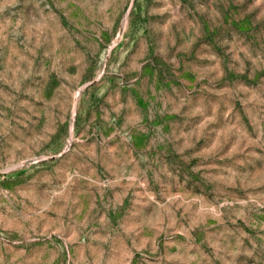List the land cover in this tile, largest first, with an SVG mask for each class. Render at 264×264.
I'll return each instance as SVG.
<instances>
[{
    "label": "rangeland",
    "instance_id": "1",
    "mask_svg": "<svg viewBox=\"0 0 264 264\" xmlns=\"http://www.w3.org/2000/svg\"><path fill=\"white\" fill-rule=\"evenodd\" d=\"M0 264H264V0H0Z\"/></svg>",
    "mask_w": 264,
    "mask_h": 264
}]
</instances>
